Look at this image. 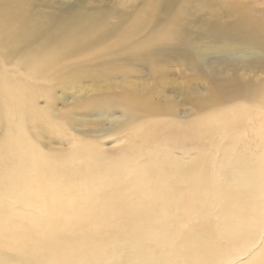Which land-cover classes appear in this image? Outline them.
Masks as SVG:
<instances>
[{"label": "bare ground", "instance_id": "6f19581e", "mask_svg": "<svg viewBox=\"0 0 264 264\" xmlns=\"http://www.w3.org/2000/svg\"><path fill=\"white\" fill-rule=\"evenodd\" d=\"M142 3L128 19L0 0V264H264V82L247 80L264 63V13L242 0ZM171 42L211 84L179 88L189 122L170 119L160 78L131 84L123 67ZM225 52L236 54L206 63ZM84 79L104 84L75 110L120 135L112 151L71 136L74 113L54 110ZM42 137L68 148L46 151Z\"/></svg>", "mask_w": 264, "mask_h": 264}, {"label": "rangeland", "instance_id": "374dc122", "mask_svg": "<svg viewBox=\"0 0 264 264\" xmlns=\"http://www.w3.org/2000/svg\"><path fill=\"white\" fill-rule=\"evenodd\" d=\"M10 2L14 0H3ZM42 5L38 6V10L43 12L65 10L68 8H77L88 11H107L117 12L128 16V19L132 18V15L142 6V0H39ZM182 1V0H181ZM244 5H248L261 13H264V1L254 0H242ZM194 15L187 20L191 30L195 32L197 30L194 24ZM223 16H227L223 14ZM129 20H127L128 22ZM227 21V20H225ZM117 22L116 17L109 19V24H115ZM156 29V26L152 24L148 29L141 31L137 40L145 39L151 36L152 32ZM210 42L209 39H202L199 41L201 45H206ZM179 46L178 42H171L168 44H156L150 49V53L154 54V62H146L137 60L133 63L126 64L123 67L127 70L129 75L127 76V82L131 84L150 85L155 83V79L158 77L161 79V86L165 87L166 95L171 96L170 102L174 105L176 113H174L170 119L177 118L176 121L189 122L197 119L194 109L190 105V101L184 96H181L178 92L181 86L200 85L203 89H210L211 84L207 80L204 71L198 69L197 66L187 62L181 55L175 52V49ZM236 52L225 53H209L205 61L207 64H223L231 60V56ZM110 59L99 62V64L105 65ZM1 64V60H0ZM159 70V74H155V71ZM254 78L247 77L248 81L253 80L257 83L264 82V63L258 65V68L252 74ZM122 76H118L115 81L121 84L124 80ZM259 79V81H257ZM104 82L93 81L84 79L76 84L70 91L64 92L62 90L57 91L56 101L54 103V110L57 114L62 115L64 113L72 112L75 116V123L68 124V132L71 136L81 138L84 140H94L102 143V146L109 151L114 150L116 138H120V135L105 134V125L108 123H98V118L94 114H90L85 110H75V106L83 101L91 98L90 90L92 88L100 87ZM177 91V92H176ZM160 100V99H159ZM164 102V98L162 99ZM158 102V100H157ZM44 100L39 102V106H45ZM246 107L248 105L242 104ZM256 106V107H255ZM250 106V112L255 110H261L263 105L256 104ZM254 109V110H253ZM247 111V110H246ZM193 112V113H192ZM193 117H195L193 119ZM179 118V119H178ZM174 119V120H175ZM192 119V120H191ZM186 120V121H184ZM5 128L0 125V137L4 135ZM108 136V137H107ZM62 144V145H61ZM41 145L46 151H56L67 149V142L51 141L48 137L41 138ZM264 241V237H263ZM257 249V248H256ZM256 249L253 250L256 251ZM245 261V259L243 260Z\"/></svg>", "mask_w": 264, "mask_h": 264}]
</instances>
